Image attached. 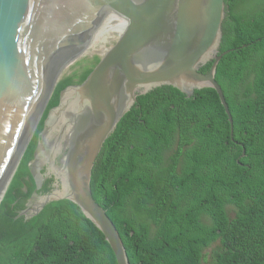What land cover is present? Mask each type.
I'll list each match as a JSON object with an SVG mask.
<instances>
[{"label":"trees","instance_id":"16d2710c","mask_svg":"<svg viewBox=\"0 0 264 264\" xmlns=\"http://www.w3.org/2000/svg\"><path fill=\"white\" fill-rule=\"evenodd\" d=\"M226 9L220 50L230 51L216 77L232 125L214 88L188 96L159 86L138 96L95 163L94 196L118 228L130 264H264V161L256 149L264 126V0H226ZM99 60L54 91L0 205V264H118L104 233L74 202L22 215L37 189L29 165L49 111ZM54 181L47 178L38 193H49Z\"/></svg>","mask_w":264,"mask_h":264},{"label":"water","instance_id":"95a60500","mask_svg":"<svg viewBox=\"0 0 264 264\" xmlns=\"http://www.w3.org/2000/svg\"><path fill=\"white\" fill-rule=\"evenodd\" d=\"M225 18V0H0V205L58 83L98 58L49 111L29 165L37 189L22 215L68 199L104 233L118 264H130L94 196L95 163L138 95L162 85L188 95L215 88L232 125L216 79L229 52L220 53ZM43 169L57 187L39 195Z\"/></svg>","mask_w":264,"mask_h":264},{"label":"clouds","instance_id":"9594fccd","mask_svg":"<svg viewBox=\"0 0 264 264\" xmlns=\"http://www.w3.org/2000/svg\"><path fill=\"white\" fill-rule=\"evenodd\" d=\"M225 3H226V0H225ZM226 16H227V9H226ZM225 21V20H224ZM223 24H224V22H223ZM223 41V40H222ZM221 44H222V42H221ZM220 48H221V46H220ZM227 51V50H226ZM230 51V50H229ZM220 52H221V50H220ZM222 53V52H221ZM227 54V53H226ZM223 58V57H222ZM209 62H211V64H212V62L213 61H209ZM208 62V63H209ZM207 64V63H206ZM205 64V65H206ZM219 65V64H218ZM204 66V65H203ZM203 66H201V68L203 67ZM211 66V65H210ZM201 68H200V71H202L201 70ZM217 69H218V67H217ZM209 70V69H208ZM207 70V71H208ZM207 71H202V72H207ZM216 75H217V73H216ZM216 79H217V77H216ZM218 81V80H217ZM218 83H219V85L221 86V88H222V90H223V94H224V97H225V100H226V103L229 105V101H228V99H227V95H226V91H225V89H224V87L222 86V84L218 81ZM263 84H264V81H263ZM204 88V87H203ZM213 88V87H212ZM199 89H201V88H199ZM215 89V88H214ZM153 90V89H152ZM180 90V89H179ZM196 90V89H195ZM216 90V89H215ZM151 91V90H150ZM149 91V92H150ZM217 91V90H216ZM195 92V91H194ZM148 93V92H147ZM147 93H145V94H147ZM217 93H218V91H217ZM194 94V93H193ZM192 94V95H193ZM219 94V93H218ZM192 95H189V96H192ZM220 96V95H219ZM220 99H221V97H220ZM221 101H222V99H221ZM135 105V104H134ZM224 105V104H223ZM226 109V108H225ZM229 109H230V106H229ZM230 111H231V109H230ZM127 114V113H126ZM231 114H232V112H231ZM229 116V115H228ZM234 119V118H233ZM122 120V119H121ZM117 129V128H116ZM259 129H260V132H261V134L263 135V139L262 140H260L257 144H256V149H257V152H258V154L260 155V157H261V159L264 161V126L263 125H261V126H259ZM233 130V129H232ZM233 137V139H234V136H232ZM245 153H246V148H244V152H243V154H242V157L245 155ZM99 157V156H98ZM262 185H263V191H264V175H263V181H262ZM101 205V204H100ZM114 222V221H113ZM115 224V223H114ZM121 235V234H120ZM122 237V236H121ZM123 239V238H122ZM123 242H124V240H123ZM110 244V243H109ZM124 245H125V243H124ZM126 247V246H125ZM113 249V248H112ZM127 249V248H126ZM212 248L210 247V248H208L206 251L208 252V253H211L212 252ZM114 251V250H113ZM223 257H224V254H220V255H218V260L217 261H224V259H223Z\"/></svg>","mask_w":264,"mask_h":264},{"label":"flooded vegetation","instance_id":"af4514ba","mask_svg":"<svg viewBox=\"0 0 264 264\" xmlns=\"http://www.w3.org/2000/svg\"><path fill=\"white\" fill-rule=\"evenodd\" d=\"M43 173L45 174V178H44V184H46V179H47V176H46V170L43 169ZM43 184V186H44ZM48 187H50V192L53 191L54 189H56V181H54V183H52L51 185H48ZM39 195H41V193H38ZM42 194H45V193H42ZM27 208H28V204H27Z\"/></svg>","mask_w":264,"mask_h":264},{"label":"bare ground","instance_id":"6f19581e","mask_svg":"<svg viewBox=\"0 0 264 264\" xmlns=\"http://www.w3.org/2000/svg\"><path fill=\"white\" fill-rule=\"evenodd\" d=\"M167 85H169V84H167ZM162 86H163V85H162ZM180 90H181V89H180ZM181 91H182V90H181ZM183 92H184V91H183ZM184 93H185V92H184ZM186 94H187V93H186ZM139 95H141V94H139ZM139 95H138V96H139ZM187 95H188V94H187ZM188 96H189V95H188ZM137 101H138V97H137ZM137 101H136V102H137ZM136 102H135V103H136ZM133 106H134V105H133ZM132 108H133V107H132ZM113 133H114V132H113Z\"/></svg>","mask_w":264,"mask_h":264},{"label":"rangeland","instance_id":"374dc122","mask_svg":"<svg viewBox=\"0 0 264 264\" xmlns=\"http://www.w3.org/2000/svg\"><path fill=\"white\" fill-rule=\"evenodd\" d=\"M232 214H234V212H232Z\"/></svg>","mask_w":264,"mask_h":264}]
</instances>
